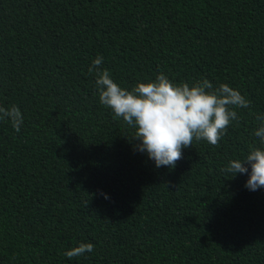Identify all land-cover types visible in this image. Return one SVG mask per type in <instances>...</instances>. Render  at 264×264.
Here are the masks:
<instances>
[{
    "label": "trees",
    "instance_id": "1",
    "mask_svg": "<svg viewBox=\"0 0 264 264\" xmlns=\"http://www.w3.org/2000/svg\"><path fill=\"white\" fill-rule=\"evenodd\" d=\"M131 88L163 72L251 101L218 147L157 168L100 104L92 59ZM0 264H264V188L222 171L264 115V0H0ZM250 170V169H249ZM90 242L94 251H64Z\"/></svg>",
    "mask_w": 264,
    "mask_h": 264
},
{
    "label": "clouds",
    "instance_id": "2",
    "mask_svg": "<svg viewBox=\"0 0 264 264\" xmlns=\"http://www.w3.org/2000/svg\"><path fill=\"white\" fill-rule=\"evenodd\" d=\"M104 57L97 55L88 67L95 76L100 104L108 108L114 119H121L132 134L125 136L136 141L134 150L146 153L157 168H174L183 158V149L193 141L204 140L218 147L227 129L239 122L237 109L249 108L251 101L226 83L214 86L207 78L193 83L176 82L163 72L154 79L138 80L130 89L114 81L109 69L103 67ZM258 127L253 135L259 145H250L243 159L230 160L226 171L229 177L247 174L245 187L250 191L264 188V115L257 114ZM0 121L11 123L19 132L24 123L20 108L0 105ZM250 169V170H249ZM95 245L80 242L68 248V259L94 251Z\"/></svg>",
    "mask_w": 264,
    "mask_h": 264
}]
</instances>
